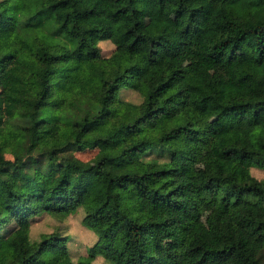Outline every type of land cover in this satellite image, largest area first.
Masks as SVG:
<instances>
[{"label": "trees", "instance_id": "obj_1", "mask_svg": "<svg viewBox=\"0 0 264 264\" xmlns=\"http://www.w3.org/2000/svg\"><path fill=\"white\" fill-rule=\"evenodd\" d=\"M117 1L82 28L83 0H0V264H161L163 239L182 264H264V177L249 170H264V0H159L181 42L215 64L204 82L178 61L139 66L136 52L161 33L144 0ZM205 102L215 118L203 125L194 109ZM198 148L232 163L203 169L207 232L186 236L183 164ZM85 149L91 160L75 156ZM79 209L96 236L85 256L73 260L57 230L30 237L39 213Z\"/></svg>", "mask_w": 264, "mask_h": 264}, {"label": "rangeland", "instance_id": "obj_2", "mask_svg": "<svg viewBox=\"0 0 264 264\" xmlns=\"http://www.w3.org/2000/svg\"><path fill=\"white\" fill-rule=\"evenodd\" d=\"M117 0H83L78 16V23L82 28L99 26L102 23V15L109 13L117 7ZM147 9L146 19L152 23L161 33L153 43L142 46L135 54L136 63L139 66L151 65L155 68H163L171 61H178L189 67L191 72L201 81H206L215 70L214 63L205 62L200 51L180 40L182 28L176 16L166 15L164 9L166 3L159 0H144ZM102 55L108 56L114 45L109 40L98 43ZM239 64L248 66L250 49L246 46L239 51ZM121 97L132 102H139L141 97L131 90H123ZM194 115L201 124H210L215 118V109L208 102L194 109ZM94 149L76 151L75 156L88 161L94 156ZM9 156V155H7ZM232 161L214 155L208 150L198 148L192 161L183 164L186 173L193 179L194 196L192 198V213L184 227L186 236L205 234L207 225L205 217L212 207L213 199L205 196L199 188L203 169L213 166L231 167ZM250 173L256 178L264 177V170L258 167H250ZM82 210H77L64 218L49 213H39L31 222L30 237L38 239L40 233H48L52 230L67 235L70 240L68 246L73 260L83 257L86 248L95 242L93 231L84 227L81 223ZM153 254L161 264H182V257L173 245L172 239H163L154 248ZM92 264H110L101 256H96Z\"/></svg>", "mask_w": 264, "mask_h": 264}]
</instances>
